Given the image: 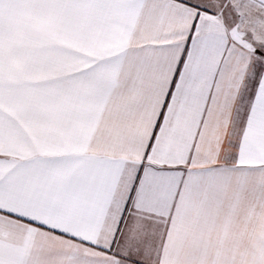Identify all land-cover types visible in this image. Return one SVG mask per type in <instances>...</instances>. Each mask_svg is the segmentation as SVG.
I'll return each instance as SVG.
<instances>
[{"label":"snow or ice","instance_id":"1","mask_svg":"<svg viewBox=\"0 0 264 264\" xmlns=\"http://www.w3.org/2000/svg\"><path fill=\"white\" fill-rule=\"evenodd\" d=\"M0 264H264V0H0Z\"/></svg>","mask_w":264,"mask_h":264}]
</instances>
